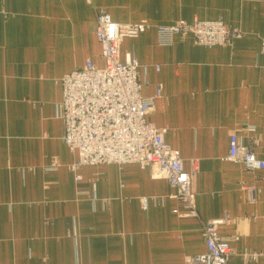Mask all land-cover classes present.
<instances>
[{
	"label": "crops",
	"instance_id": "obj_1",
	"mask_svg": "<svg viewBox=\"0 0 264 264\" xmlns=\"http://www.w3.org/2000/svg\"><path fill=\"white\" fill-rule=\"evenodd\" d=\"M101 9L116 23L220 20L243 34L206 47L192 36L158 45L147 31L120 45L138 62L142 96L161 89L146 119L179 151L197 217L148 167L71 169L60 79L102 65ZM262 41L264 0H0V264H186L205 252L204 223L222 219L228 264H264V169L224 160L230 132L264 160Z\"/></svg>",
	"mask_w": 264,
	"mask_h": 264
},
{
	"label": "built area",
	"instance_id": "obj_2",
	"mask_svg": "<svg viewBox=\"0 0 264 264\" xmlns=\"http://www.w3.org/2000/svg\"><path fill=\"white\" fill-rule=\"evenodd\" d=\"M147 31L154 33L158 45H170L174 37L192 36L197 45L206 47L228 46L243 35L220 20L171 25H151L144 21L116 23L101 9L96 14L94 34L102 65L87 60L82 68L60 79L62 98L56 107V117L64 125L63 142L77 154L71 169L108 164L148 167L152 178L165 179L175 189V198L186 210L184 216L197 217L190 174L183 168L179 151L165 143L166 128L157 127L146 119L161 89L158 87L151 97H143L138 62L130 54L123 59L120 55L123 38ZM261 52L264 54V41ZM246 130L254 131V127L248 126ZM228 137V154L224 160L239 163L250 172L264 169V160L256 157L251 146L240 144L235 132H230ZM191 165L194 172L195 160ZM248 190L253 200L256 189L249 187ZM142 206H146L144 199ZM224 221L204 223L205 252L186 257V264H228L231 249L218 231ZM257 256L243 253L244 261L255 260Z\"/></svg>",
	"mask_w": 264,
	"mask_h": 264
}]
</instances>
